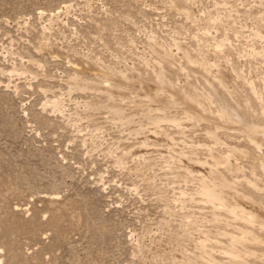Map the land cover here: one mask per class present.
<instances>
[{
	"label": "rangeland",
	"instance_id": "obj_1",
	"mask_svg": "<svg viewBox=\"0 0 264 264\" xmlns=\"http://www.w3.org/2000/svg\"><path fill=\"white\" fill-rule=\"evenodd\" d=\"M167 2L0 0V264H143L136 247L143 238L145 248L150 246L149 261L158 248L164 250L168 264L193 259L191 254L198 255L194 250L212 253L214 264L264 263V214L259 217L256 206L264 209L263 202L232 188L248 198H234L242 210L226 209L219 202L206 206L195 184L206 177L197 173L190 180L191 175L178 167L181 163L154 151L166 146L153 139L148 140L151 152L124 162L129 171L117 166L116 158L141 145V138L148 137V129L158 123L163 137L181 144L183 155L190 153L193 161L207 160L211 174L223 175L230 183L249 184L264 197V155L250 142L264 133L253 103L256 100L264 107V0H179L183 10L190 12L189 20L162 6ZM216 8L220 12L226 8L237 18L227 21V29L211 32L218 41L226 33L229 50L209 41V58L187 53L180 66L194 71L192 88L199 100L212 105H208L211 119L199 116L196 125L176 127L169 119L176 116L175 123L178 119L185 123L186 114L182 104L165 93L155 98L166 99L165 104L155 105L164 114L153 112L148 119L151 108L138 105L139 99H116L111 108H104L108 103L104 94L69 92L68 78L78 76L134 98L138 93L134 86L101 79L97 64L103 61L139 74L138 58L149 52L146 35L163 42L176 32L188 48L196 34V26H190L192 18L203 20ZM255 29L260 31L254 39ZM41 35L47 41L42 50L38 48ZM128 37L135 49L129 47ZM232 46H242L249 56L239 59ZM171 49L182 57L175 47ZM240 61L241 66L248 62L252 70L237 69ZM217 65L225 73V84ZM173 80L185 86L184 75L175 74ZM135 82L141 84L138 77ZM245 89L254 93L253 100ZM217 96L229 103L233 113L217 107ZM53 104H60L61 110L53 109ZM234 113L242 117L245 131L236 125ZM116 114L126 123L119 124ZM77 120L85 123L79 130L70 124ZM111 150L116 151L114 157ZM217 151L226 165L211 164L209 158ZM164 219L167 228L156 235V225ZM192 223L199 228L192 229ZM231 245L239 249L230 250Z\"/></svg>",
	"mask_w": 264,
	"mask_h": 264
},
{
	"label": "bare ground",
	"instance_id": "obj_2",
	"mask_svg": "<svg viewBox=\"0 0 264 264\" xmlns=\"http://www.w3.org/2000/svg\"><path fill=\"white\" fill-rule=\"evenodd\" d=\"M162 6H168L170 9H176L179 14L186 15V18L187 19L189 18L190 12L183 10V7L181 6L179 0H175V1L168 0L167 4H164ZM213 6H214V4H213ZM219 8H221V7H219ZM225 9L226 8H224L222 10L223 12L222 11L220 12V10H217V8H216V11L213 10V11H215L214 15H209L205 19L203 18V20L201 18L200 19V21H202L201 23H199L200 21L192 18L193 20H192V23H190V26H191V24L196 26V28L194 29V30H196L195 31L196 34L194 37H190L194 43V44H192L191 43L192 41L190 42V44H192V45H189V46H191L190 48H189V46H188V48H187V46L186 47L183 46V44L179 42L180 38H176V36L178 37V33H176L175 31H174L175 33L172 31V33H174V35H172L170 38L168 37L169 39L165 38L163 42L158 41L154 35H146V39H147L146 43H147V47L149 49V52L143 53L138 58V64L141 66V68H139L138 66L137 67L135 66V68L139 71V74H136L134 72H128V70L126 68H122V70H121L119 67L118 68L110 67L109 65L104 64L103 61H102V63L97 64L98 74H97V72H96V74L101 79H103L105 81H114L116 83L123 84L126 86L127 85L134 86V88L138 90V93L136 94V96L134 98H129V94L121 93L120 91H113L109 88L94 86V85L90 84L89 82H83L84 80L78 76H73V77L68 78L66 84H67L69 92H71L73 90H80L82 92L94 91L96 93H100L99 95L104 94L108 100V103L104 108H111L114 105L113 104L114 100H116V99H119V100L139 99V100H136L139 102L138 105H142L143 107L145 106V107L151 108V109H148V115L145 116L148 119L151 118V114L153 112L157 113V114H160L163 112V110L159 106H155V105L165 104L166 99H164V98L155 99V98L160 97L161 94L165 93V94H167L168 99H172V100L180 102L182 104L181 109L186 114L185 119L187 121L185 120L186 121L185 123L183 122V120H182V122H180L181 119H178L179 121L175 123L174 121L177 118L176 116H173V118L169 119V120L174 119L173 121H171V123H173L176 127L181 128V126H184L185 128H187L188 126L196 125L197 123H199L201 121L199 116H202L203 118H206V119H209V118L211 119V117H209V115H211L213 113H211L209 106H212V105H210L208 100H205V99L199 100L198 96L195 94V92L192 88L193 81L196 80V75H195L194 71L190 68H185L182 70L180 68V66H181V61L188 59V54H190L191 52H194V53L196 52L199 55L204 56L205 58H209V54H208L209 53V45H208L209 41H213L217 45H223V48H222L223 50H226V51L229 50V48L226 49V47H225L226 45H231L229 43V40L227 41L228 37H227L226 33L220 34V35H222V39L220 41H218L216 39V36H211L212 31L214 32V34H216L215 32L218 30L227 29L225 27L227 21L237 19V18L235 19V17L233 15H231L230 11H226ZM205 14H206V12H205ZM210 14H212V13H210ZM191 17L192 16H190V18ZM247 19H248V17H247ZM259 25L260 24H258V28L260 27ZM179 30H181V29L179 28ZM259 31H260L259 29H255L256 35H255L254 39L257 38L256 36L258 35ZM185 32H187V31L185 30ZM251 32L253 33L254 30ZM190 33H191V31H190ZM130 37H128V39H127L128 45H129V47H133L135 49L136 48L135 42ZM251 40H253V39H251ZM251 40H249V41H251ZM256 40L254 42L252 41V44L255 43ZM46 42L47 41H45L43 35H41V38L39 39V43H38V48L40 50L44 49L47 46ZM240 44H239V46H240ZM253 45H255V44H253ZM171 47H175L176 52H181L182 57L177 58L178 56L172 52ZM241 48H243V47L241 46V47L237 48L235 46H232L231 49L236 51V54H237L236 57L238 56L239 59L243 58V56H247V54L249 56V53L244 52ZM251 48L253 49L254 47L252 46ZM249 50H247V51H249ZM146 54H148V58L145 56ZM154 54L158 55L159 57L158 58L153 57L152 55H154ZM254 55L255 54H253L252 56H254ZM249 58H252V57H249ZM252 59L254 60V58H252ZM100 60H102V59H100ZM244 60H246V59H244ZM253 60H252V62L254 63L255 60L254 61ZM122 61H124V59H122ZM246 61H248V60H246ZM245 64H246V62H245ZM245 64L241 66V61H240L238 63L237 69L247 67V68L252 70L253 67H248V65H247L248 62L246 64L247 66ZM124 65H126L125 62H124ZM217 67L220 70L219 75L221 78V82L223 84H225L226 83L225 73L221 71V67L219 65H217ZM132 70H134V68H132ZM155 72H157V73L155 74ZM11 74L12 75L16 74L15 70H13ZM175 74L178 76L182 74L186 77V81H184L185 86L176 85L175 82H173ZM137 77L139 78L141 84H143V85L139 84L138 82H135V79ZM157 87L158 88L164 87V88L157 94L152 93V90H155V88H157ZM184 92H186V94H184ZM244 93L246 94V96H248L252 100H253V97L255 98L254 93H252L250 90L245 89ZM244 93L241 91L238 92V94H240V96H241V94H244ZM216 99H213V100L214 101L216 100L217 105H218L217 107H221V105H222L228 110L229 113H233V110H232L231 106L229 105V103L223 101V99L218 97V96L216 97ZM143 101H146V103L141 104V102H143ZM87 103L88 102H86L85 106L89 107L87 105ZM253 103L256 105V108H258L257 109L258 111H257L256 122L264 124V118H263L264 117V107L259 106L257 104L258 101H256V100H254ZM88 104H91V103L89 102ZM171 105L173 107H175L174 106L175 104H169V106H171ZM246 106H247V103L245 104V107ZM52 108L55 110H61V105L60 104H53ZM112 112L122 113V110L121 111L112 110ZM163 114H164V112H163ZM233 116L235 117L234 119L237 120V122H238L236 125L245 131L246 129L244 128V122H243L242 117L236 113H234ZM117 118L119 119V124L122 125V124L126 123V121H121L123 119V117H119L117 115ZM157 121H159V120H157ZM160 121L165 122L168 120L160 119ZM81 122L82 121L77 120V121H73L72 123L70 122V124L76 130H79L85 124L84 123L83 125H81ZM173 124H171V125H173ZM207 124H209V123H207ZM158 126H159L158 123L155 124L153 127L151 126L148 129L150 135L148 137H142L141 138L142 144L135 147L134 149L132 148V150L128 152L127 156H122L119 159L116 158L117 166L121 167V170H128L129 171L130 168L127 169L126 165L124 164V162H126L127 159H129L131 157L133 158V156H135V155L138 156L139 154H145V153L147 154V153L151 152V150H149L148 140L153 139V140L157 141L158 144L161 143V144H164L166 146L165 148L164 147L162 148V145L161 146L159 145V147H161L162 149H158V150H154V151L158 152L159 154H166L168 157H171V159L174 158L178 163H181L180 165H178V167L183 169L186 172L185 174L191 175L190 176L191 178H189L190 180L193 181L194 174H197V173H202V175L206 177L205 180H198L197 182H195V184L198 185V189L200 190L199 195L201 196V198L202 197L205 198V200H203V202L206 204V206L208 205V206L213 207V205L216 202H219L221 205L226 207V209L231 208V209H236V210H242L243 209L242 206L234 200L235 197H238V198H242V199L247 201L248 198L242 194H246L248 196H251L252 198H254V200L261 201L264 203V197L255 193L254 189L251 185H249V184H238V183H235V181L230 183L227 181L228 179H226V177H224L223 175L211 174L209 171L211 170L212 167L207 164V160L199 161L198 160L199 158L196 157V159L193 161L192 156H190V153H189L188 157L186 155H183V152L182 151H181L182 153L180 152V150H183V149H181L182 148L181 144L172 141L171 138H170L171 139L170 140L168 138L163 137L164 134L161 131H159ZM156 135H160V138H157ZM210 136L212 137V139L216 143H218L215 140L214 135L211 134ZM250 142L253 145V147L260 152L261 155H264V133H263V137H258L257 141H250ZM115 153H116V151L115 152L113 150L110 151V155L113 157L115 156ZM248 153H250V152H248ZM209 160L213 166L226 165V162L224 161V159L222 158L221 154L218 151L215 152L214 155H212L209 158ZM261 164L264 165L263 162ZM133 169H136V168L134 167ZM135 172H137V169ZM143 175L144 174H142V176ZM232 188L239 190L240 192H242V194L238 193L237 191H234ZM195 192H198V190L196 191V189H195ZM196 194H198V193H196ZM256 206L258 209V211H257L258 216L263 217L264 213H262V212H264V209H262V207L259 205H256ZM212 209H214V208H212ZM260 209H262V211ZM237 219H239V218H237ZM162 221L160 223H157V225H156L157 226V230H156L157 234L156 235H158V234L160 235L159 231L164 232L167 228L165 225V223H166L165 219ZM243 223L248 225L249 227L252 226L251 223H247V222H243ZM187 224L188 223H186L185 225L187 226ZM194 224L193 223H192V225L189 224L192 227V229H193V226H196L199 228V226H198L199 224L198 225L197 224L194 225ZM181 228H184V227H181ZM194 230H191V233ZM195 231H200V230H195ZM150 232H151V228H150V230H148L146 232V234L150 235L151 234ZM191 233H190V236H192L191 238H194L193 237L194 232H193V234H191ZM146 234L144 235V237L147 236ZM247 234H249V233H247ZM183 235H181V236H183ZM184 237H186V235H184ZM181 240H183V239H181ZM184 240H185V238H184ZM182 245H184V244H182ZM136 247L138 248L139 253H141L142 257L144 258L143 264H168V263H165V261H164V259L166 257V256L164 257V254H163L164 250L162 251V249H158V248H155L157 250V253L156 254L154 253L155 255H153L154 260L149 261L148 252H150V249L148 250V248L150 246L148 248H145L144 238L141 241L136 242ZM231 247L232 248H230V250H233L234 248L239 249V247H236L233 245H231ZM201 249H203V248H201ZM194 251L198 255H195V253L193 255L191 254L193 259H183L181 261V262H183L182 264H214L215 260L213 259L212 253H205L202 250H194ZM231 255H233V254H231ZM229 258L231 259V257H229ZM172 261H174V260H172ZM232 262H234V260H232ZM259 263L264 264L263 262H259ZM216 264H219V263H216ZM233 264H235V263H233ZM244 264H247V263H244Z\"/></svg>",
	"mask_w": 264,
	"mask_h": 264
}]
</instances>
